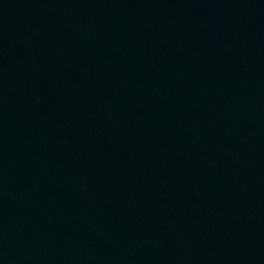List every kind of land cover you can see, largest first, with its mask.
<instances>
[{"label":"water","instance_id":"obj_1","mask_svg":"<svg viewBox=\"0 0 264 264\" xmlns=\"http://www.w3.org/2000/svg\"><path fill=\"white\" fill-rule=\"evenodd\" d=\"M0 264H264V0H0Z\"/></svg>","mask_w":264,"mask_h":264}]
</instances>
